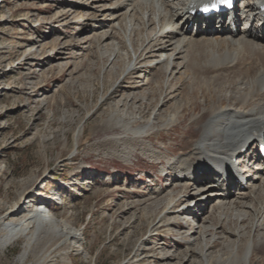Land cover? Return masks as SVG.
<instances>
[{
  "label": "rangeland",
  "instance_id": "rangeland-1",
  "mask_svg": "<svg viewBox=\"0 0 264 264\" xmlns=\"http://www.w3.org/2000/svg\"><path fill=\"white\" fill-rule=\"evenodd\" d=\"M2 4L0 214L18 200V193L26 184L33 190L26 206L44 204L50 208V219L64 220L62 235L57 238L63 243L46 264L178 262V259L165 262L156 257L185 253L189 245L178 239L185 235L190 216L177 215L178 223L152 229L159 219L154 198L173 192L166 188L173 175L166 176L164 167L168 166V160H176L181 155L190 137L198 134L200 128L193 124L191 115L193 112L201 115L213 103L219 88L212 91V96L198 90L188 95L189 89L182 85L178 98L182 95L186 104L182 107L183 116L173 123L159 121L149 129L151 145L161 151L147 154L139 140L127 139L121 129H108L100 122L113 109L123 119L138 116L141 105L146 112L142 121L152 120L157 109L160 118H165L173 109L174 98L161 106L159 95L164 89L155 87L149 80L150 67L139 74L137 83L133 82V74L115 80L117 75L112 77L103 68L106 54L98 58L93 46L87 51L77 47L76 43L84 45L83 40L94 36V30L84 23L86 19L79 20L85 13L72 14L67 20L60 16L71 7L68 3L4 0ZM66 45L71 53L57 59L53 48L59 50ZM125 61L118 60L116 67L121 68ZM141 82L144 84L140 87H133ZM180 82L176 74L172 83ZM118 85L119 91L111 93ZM136 93L139 97L131 100ZM146 102L149 103L145 108ZM80 121L82 132L76 143L74 130ZM113 136H119L121 141H114ZM211 208L212 204L208 210ZM204 219L207 220L206 214L194 218V222L202 223ZM170 220L168 216L163 218L166 222ZM230 225L233 220L227 227ZM73 229L78 237L69 243L66 237ZM240 235L243 240L241 230ZM223 242L219 239L215 243L208 252L209 257L223 252ZM20 243L18 240L6 249L0 256V264H10L20 250ZM253 259L255 264H264V256L254 254ZM198 260L191 257L187 264Z\"/></svg>",
  "mask_w": 264,
  "mask_h": 264
},
{
  "label": "bare ground",
  "instance_id": "bare-ground-1",
  "mask_svg": "<svg viewBox=\"0 0 264 264\" xmlns=\"http://www.w3.org/2000/svg\"><path fill=\"white\" fill-rule=\"evenodd\" d=\"M60 1L74 7L73 11L68 7L60 14L63 19L72 14H86L79 20H87L84 23L91 26L94 36L83 40L84 45L76 43L77 47L87 51L93 46L98 58L106 54L103 68L110 76L117 75V80L133 74V82L137 83L139 74L150 67L149 80L164 89L159 95L161 106L174 98L173 109L163 119L157 109L152 120L142 121L146 112L141 105L138 116L123 119L113 109L100 122L108 129H121L127 139L139 140L145 153L161 151L151 145L149 129L159 121L173 123L183 116L182 107L186 104L182 95L178 98L182 85L189 89L188 95L198 90L212 96V91L219 88L213 103L201 115L197 112L191 115L193 124L200 128L198 134L190 137L181 155L171 160L174 162L168 160V166L164 167L166 176L173 175L166 188L174 193L154 198L153 209L159 219L151 228L169 227L178 223L177 215H189L186 233L178 239L189 246L186 254L172 252L156 258L165 262L178 259L173 264H187L191 257L199 258L195 264H255L254 254L264 256V157L247 156L264 137V26L252 23L248 27L247 22L260 10L264 12V0L248 3L244 11L236 10L237 20L244 19V27L229 23L216 26L219 21L212 18L203 23L195 13L203 0ZM2 3L4 0H0V7ZM53 49L57 59L71 53L67 45ZM120 59L126 61L118 68L116 63ZM176 74L181 80L179 84L172 83ZM119 86L111 93L118 92ZM138 97L136 93L130 99L135 101ZM81 132L80 121L74 130V142H78ZM119 138L113 136L114 141ZM212 174L223 179L194 188ZM32 191L24 184L18 200L0 214V256L21 240L20 250L10 264H46L63 243L57 238L62 235L64 220L50 219L42 204L26 206ZM210 204L212 208L208 210ZM202 214H206L207 220L194 222ZM167 216L173 219L163 221ZM232 220L233 225L227 227ZM70 230L66 238L72 243L78 235L74 229ZM219 239L224 241L223 252L209 257L208 252Z\"/></svg>",
  "mask_w": 264,
  "mask_h": 264
},
{
  "label": "snow or ice",
  "instance_id": "snow-or-ice-1",
  "mask_svg": "<svg viewBox=\"0 0 264 264\" xmlns=\"http://www.w3.org/2000/svg\"><path fill=\"white\" fill-rule=\"evenodd\" d=\"M205 11H207L208 9L206 8V9H204Z\"/></svg>",
  "mask_w": 264,
  "mask_h": 264
}]
</instances>
